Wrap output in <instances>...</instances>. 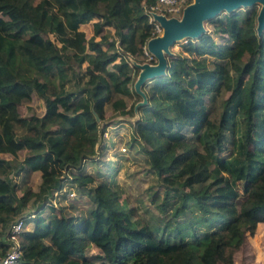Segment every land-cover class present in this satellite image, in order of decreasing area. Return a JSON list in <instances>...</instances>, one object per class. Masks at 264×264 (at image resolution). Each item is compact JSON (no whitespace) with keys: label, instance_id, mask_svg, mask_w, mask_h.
<instances>
[{"label":"trees","instance_id":"trees-1","mask_svg":"<svg viewBox=\"0 0 264 264\" xmlns=\"http://www.w3.org/2000/svg\"><path fill=\"white\" fill-rule=\"evenodd\" d=\"M143 1L0 0V34L23 38L24 52L52 79L40 83L0 74V256L10 245L8 232L18 215L35 223L19 235V264H233L247 234L264 222V32L258 33L259 13L254 9L215 20L214 32L227 36L225 42L218 43L208 32L184 43L185 54L168 55L166 73L146 88L148 102L139 106L141 115L133 123L163 182L191 188L181 195L185 206L222 209L228 215L222 224L198 232L187 223L191 228L186 231L161 233L134 207L123 205L121 185L105 182L91 187L93 206L86 216L54 205L55 192L69 181L79 186L94 182L83 172V162L96 150L97 115L101 117L108 102L114 111L125 107L123 96L132 93L129 61L121 57L110 69L109 60L97 55L103 52L102 39L86 37L80 25L100 15L105 23L97 21L95 27L112 25L128 43L127 51L142 53L150 36ZM50 20L61 47L42 35ZM125 29L138 32V40ZM119 56L114 53L111 59ZM71 58L88 62L92 72L78 97L65 86ZM35 91L46 96V112L23 116L18 106ZM219 96L222 109L213 119L211 103ZM16 125L24 129L22 134ZM242 125L244 139L238 140L235 154L212 166L226 132L236 134ZM23 148L27 153L19 165L3 156L16 157ZM34 170L41 171L40 189L27 186L18 194L17 178H27ZM238 180L246 192L239 205ZM31 199L37 212L20 216ZM45 206L53 213L49 219L39 213ZM90 245L100 251L95 259L86 254Z\"/></svg>","mask_w":264,"mask_h":264},{"label":"rangeland","instance_id":"rangeland-1","mask_svg":"<svg viewBox=\"0 0 264 264\" xmlns=\"http://www.w3.org/2000/svg\"><path fill=\"white\" fill-rule=\"evenodd\" d=\"M263 3L256 1L251 5H241L231 11L222 9L218 14L212 18L203 20L204 33H212L214 39L218 43H223L227 40V36L220 35L214 32V23L218 18L225 17L231 13L238 12L246 15L249 10H256L260 12ZM104 5H101V12L104 13ZM105 23V19L100 15L92 16L90 22L80 25V29L90 38L94 36L97 40L103 41V52L97 53L99 58L108 59L110 69H114V63L120 61L121 57L129 61V68L126 74L132 75L131 88L132 93L124 95L126 106L114 111L108 102L105 111L101 115L99 133L95 143V153L91 158L83 162V172L90 173L94 177V182L90 185L79 186L78 183L69 181L66 183L65 191L55 196L56 203L59 207H64L67 211L81 216H86L90 213L93 206V198L91 196L93 185H98L102 182L110 184H119L122 187L121 201L127 208L134 207L138 214L147 220L151 226L159 232L175 233L180 229L186 231L193 226L198 232H206L216 229L222 224L228 215L222 209L212 207L203 210L197 204L185 206L183 204V193L191 191L190 187L180 186L169 187L163 182L161 176L153 169L150 155L144 148L142 143L137 140L135 135V126L138 116L141 115L139 106L147 102L146 88L153 82L144 83L141 91L136 88V81L141 72L138 64L149 62L151 64L157 63V57L148 59L143 53H131L126 50L128 43H123L121 36L117 34L116 29L112 25L104 24L97 28L94 26L95 22ZM54 21L50 20L43 25L42 35L46 38L54 40L59 47L62 43L58 36L52 30ZM258 29V17H257ZM126 35L134 34L136 41L138 40V32H131L125 29ZM198 37L183 36L178 38L171 46L168 55L185 54L183 53V44L189 39H196ZM23 38L11 39L0 34V74L13 73L19 79L36 80L40 83H49L52 81L49 74L40 66H37L24 52ZM61 53H65L63 50ZM67 54H72V50H67ZM114 53H119V57L115 60L111 59ZM69 78L65 84L70 91H75L77 97L82 94V90L87 86V80L92 74L87 69L88 62L79 64L75 58H71L69 63ZM55 81V80H53ZM145 94V95H144ZM229 93L225 94L227 97ZM148 99V97H147ZM223 97L219 96L211 103L212 117L218 119L222 109ZM46 96L35 91L30 101L24 102L18 106L19 112L26 117L33 114L44 115L46 112ZM134 104V108L131 105ZM18 134H22L24 129L16 125ZM105 131H104V130ZM244 125L236 134L226 132L225 142L220 152L212 160L216 162L218 159L231 156L237 151L238 140L244 139L242 130ZM253 147V145H251ZM27 152L22 149L15 157L10 154H5L4 157L11 159L16 165H19ZM73 175H76L75 173ZM18 186L17 193L22 194L27 186H31L35 190H39L42 178L38 173H30L27 178H17ZM211 180L208 181L210 183ZM215 185L211 186V189ZM236 188L241 191V195L237 198V204L246 196L244 191V182L238 180L235 184ZM74 192L71 196L69 192ZM87 194V195H85ZM36 200L31 199L28 207L20 214L26 216L29 212H37L38 206L35 204ZM45 208V207H44ZM43 208V209H44ZM45 215H52L50 210L44 209ZM177 211V212H176ZM179 211V212H178ZM42 213V212H41ZM19 217L15 216L14 219ZM11 220V219H10ZM10 222V221H9ZM184 222L186 224H184ZM191 223V226L188 225ZM9 223L3 227L6 232ZM180 227V228H179ZM100 253L95 245H90L87 248L86 254L89 258H96ZM1 254V251H0ZM19 260L16 264H19ZM73 264H81L80 261L74 260ZM219 264H224L220 262ZM233 264H264V222L258 224L254 234H247L245 243L234 255Z\"/></svg>","mask_w":264,"mask_h":264},{"label":"water","instance_id":"water-1","mask_svg":"<svg viewBox=\"0 0 264 264\" xmlns=\"http://www.w3.org/2000/svg\"><path fill=\"white\" fill-rule=\"evenodd\" d=\"M261 1L263 6L258 14V33L264 32V0H194L189 4L181 18H167L165 15L157 14V18L164 26L163 35L153 37L148 42V47L157 57V63L145 62L138 64L141 72L136 81V88L142 92L141 87L148 79H154L166 73L168 53L170 46L180 37H200L204 31L203 20L212 18L222 9L231 11L241 5H251ZM145 95V94H144ZM147 102V96H145ZM98 120L100 116L97 115Z\"/></svg>","mask_w":264,"mask_h":264},{"label":"built area","instance_id":"built-area-1","mask_svg":"<svg viewBox=\"0 0 264 264\" xmlns=\"http://www.w3.org/2000/svg\"><path fill=\"white\" fill-rule=\"evenodd\" d=\"M193 1L194 0H152V2H148L146 0L143 1L144 11L148 15V23L150 24V36L142 47V53L148 59H154L156 57L148 47L149 40L153 37L163 35L164 33V26L156 15H165L167 18H181L185 8ZM64 191L65 187L56 191L55 196H58ZM69 194L72 196L74 192L71 191ZM53 203L57 206L55 198L53 199ZM25 229H27V221L24 217H17L12 221L8 232V240L10 245L6 251V254L0 256V264H16L23 256L19 235Z\"/></svg>","mask_w":264,"mask_h":264},{"label":"crops","instance_id":"crops-1","mask_svg":"<svg viewBox=\"0 0 264 264\" xmlns=\"http://www.w3.org/2000/svg\"><path fill=\"white\" fill-rule=\"evenodd\" d=\"M148 63H149V62H148ZM153 80H154V79H148L147 82H153ZM23 149H25V152H27V148H23ZM21 150H22V149H21ZM5 154H10V153H5ZM5 154H3V156H5ZM10 155H12V154H10ZM38 172H39V174H40V176H41V171H39V170H34V171H32L31 173H38ZM41 178H42V177H41ZM33 189H34V188H33ZM34 190H35V189H34ZM35 191H38V190H35ZM85 195H87V194H85ZM45 208L48 209V210H50V208H48L47 206H45ZM45 208H44V209H45ZM44 209H41L39 213L42 212L41 214L44 215L45 217H47V218L49 219V218L53 215V213H52V211L50 210V212H51L52 215H50V216H46L45 213H44V212H45ZM34 227H35V223H34L33 221L27 223V229H33Z\"/></svg>","mask_w":264,"mask_h":264}]
</instances>
